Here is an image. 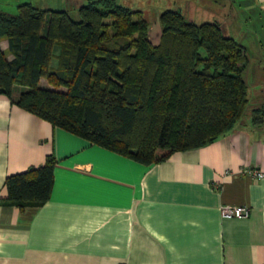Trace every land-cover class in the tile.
<instances>
[{"label":"crops","instance_id":"crops-1","mask_svg":"<svg viewBox=\"0 0 264 264\" xmlns=\"http://www.w3.org/2000/svg\"><path fill=\"white\" fill-rule=\"evenodd\" d=\"M22 1L63 9L84 0H59L57 7L56 0ZM6 4L0 0V9ZM210 4L184 0L177 8L192 20L218 21L246 47L243 76L251 67L262 72L264 0ZM0 48L12 58L4 37ZM60 49L53 44L52 69ZM38 84L52 87L44 77ZM257 86L250 92L247 84V108L264 104V85ZM246 114L214 140L146 164L0 93V264H264V175L244 172H264V117L254 123ZM49 153L56 158L49 198L23 208L7 201L5 176L42 164ZM224 203L246 204L249 215L224 217Z\"/></svg>","mask_w":264,"mask_h":264},{"label":"trees","instance_id":"trees-1","mask_svg":"<svg viewBox=\"0 0 264 264\" xmlns=\"http://www.w3.org/2000/svg\"><path fill=\"white\" fill-rule=\"evenodd\" d=\"M157 18L153 42L142 11L118 0L63 9L21 1L16 12L0 9V38L13 55L0 48V93L52 125L146 164L208 143L246 111L250 55L216 20H192L177 7L159 10ZM41 77L52 87L39 86ZM249 116L261 122L264 104ZM55 161L49 153L42 164L6 175L7 201L20 208L46 201Z\"/></svg>","mask_w":264,"mask_h":264},{"label":"rangeland","instance_id":"rangeland-1","mask_svg":"<svg viewBox=\"0 0 264 264\" xmlns=\"http://www.w3.org/2000/svg\"><path fill=\"white\" fill-rule=\"evenodd\" d=\"M18 1H22V0H18ZM73 1L76 2L77 0H73ZM84 1H87V0H84ZM118 1L124 5L130 6L132 8H138L142 11L143 16L147 19L149 23L150 36H151L152 41L154 42L157 40V37H158L157 36L158 35L157 34L158 25L155 21V19H157L156 17H157L158 11L163 8H172V7L181 6L184 0H118ZM195 1L201 2L204 4H210L214 2V0H195ZM6 2L8 4L4 5L3 8H5L6 10L10 12H16L17 0H6ZM34 2L35 4H42V6H44V1L43 3H39V1L34 0ZM58 4H59V0H56L55 6L57 7ZM69 13L73 18L78 17V13L76 11L70 10ZM43 29L45 30V27ZM262 32L264 33L263 30ZM261 71L262 72H259V70L255 71V68L251 67L250 70L244 73V78L248 84V91L250 92L258 91V86H257L258 83H261L264 85V67ZM247 107H246V111L243 113L241 117H245L247 115L246 113H249L250 108H247Z\"/></svg>","mask_w":264,"mask_h":264},{"label":"built area","instance_id":"built-area-1","mask_svg":"<svg viewBox=\"0 0 264 264\" xmlns=\"http://www.w3.org/2000/svg\"><path fill=\"white\" fill-rule=\"evenodd\" d=\"M244 172L252 178H259L264 172L255 168H245ZM220 214L224 217H247L249 215V206L246 204L224 203L219 207Z\"/></svg>","mask_w":264,"mask_h":264}]
</instances>
